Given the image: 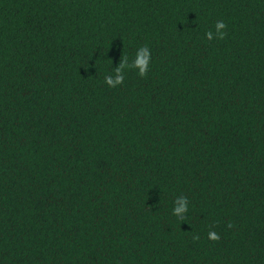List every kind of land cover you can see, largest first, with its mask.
<instances>
[{
	"label": "trees",
	"instance_id": "16d2710c",
	"mask_svg": "<svg viewBox=\"0 0 264 264\" xmlns=\"http://www.w3.org/2000/svg\"><path fill=\"white\" fill-rule=\"evenodd\" d=\"M0 264H264V0H0Z\"/></svg>",
	"mask_w": 264,
	"mask_h": 264
},
{
	"label": "clouds",
	"instance_id": "9594fccd",
	"mask_svg": "<svg viewBox=\"0 0 264 264\" xmlns=\"http://www.w3.org/2000/svg\"><path fill=\"white\" fill-rule=\"evenodd\" d=\"M215 27H216L218 37L220 39H224L225 36L227 35V33L225 31H223L224 29L227 28L226 23L224 21H217ZM206 36L210 40L213 38V34L210 31L206 33ZM150 59H151L150 49L147 46L141 47L138 50L137 59L133 63L132 67L138 68L139 74L141 76H146ZM123 66L124 65L122 63V67ZM106 82L110 86L115 87L117 84H120L123 82V78L121 77V78H118L116 81H113L110 77H106ZM182 211H184V208L179 207V208H175L174 213L178 214ZM229 226H231V225H229ZM209 238L212 240H219L220 236L218 233L212 231L209 233ZM194 239H199V236H195Z\"/></svg>",
	"mask_w": 264,
	"mask_h": 264
}]
</instances>
